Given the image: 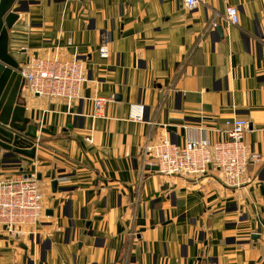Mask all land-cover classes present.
Instances as JSON below:
<instances>
[{
  "label": "crops",
  "instance_id": "1",
  "mask_svg": "<svg viewBox=\"0 0 264 264\" xmlns=\"http://www.w3.org/2000/svg\"><path fill=\"white\" fill-rule=\"evenodd\" d=\"M15 10L19 67L57 47L83 61L87 80L70 108L20 87L34 157L0 148V180L36 173L45 216L33 238L0 235V264H264V0H199L194 10L184 0H16ZM96 97L109 101L93 120ZM133 104L142 122L129 120ZM235 117L249 122L244 139L261 158L247 185L143 164L146 140L221 141Z\"/></svg>",
  "mask_w": 264,
  "mask_h": 264
},
{
  "label": "built area",
  "instance_id": "2",
  "mask_svg": "<svg viewBox=\"0 0 264 264\" xmlns=\"http://www.w3.org/2000/svg\"><path fill=\"white\" fill-rule=\"evenodd\" d=\"M199 0H184L188 10H194ZM224 18L229 25L239 22V12L234 6H226ZM211 26L215 27L213 20ZM109 44L102 42L98 55L102 59L109 57ZM19 74L28 91L48 100H62L68 108L81 97L82 85L86 82L84 64L76 55L61 58L57 47L44 56L28 59L20 66ZM109 100L93 99L91 119L102 116L104 106ZM129 120L142 122L144 107L140 104L130 106ZM222 132L225 139L211 142L204 135L183 139L181 143H172L163 138L157 141L146 140L142 148L143 164L156 166L165 176L197 178L214 170L220 174L227 188L238 189L250 182L248 167L260 161L245 142L249 122L242 118H230L224 121ZM93 143L92 137L85 139ZM45 216L43 194L34 172L17 173L0 180V235L19 243L25 238H33Z\"/></svg>",
  "mask_w": 264,
  "mask_h": 264
},
{
  "label": "water",
  "instance_id": "3",
  "mask_svg": "<svg viewBox=\"0 0 264 264\" xmlns=\"http://www.w3.org/2000/svg\"><path fill=\"white\" fill-rule=\"evenodd\" d=\"M15 2L0 0V148L7 152L5 157L21 155L33 158L35 137L26 133L28 120L23 117L24 108L16 104L20 87L23 86L20 67L9 50L8 31L18 20L17 11H12ZM216 30L221 35V28L217 27ZM146 169L158 170L156 166H147ZM56 185V181L51 183L52 192H56ZM46 214L51 215V212L46 211Z\"/></svg>",
  "mask_w": 264,
  "mask_h": 264
}]
</instances>
